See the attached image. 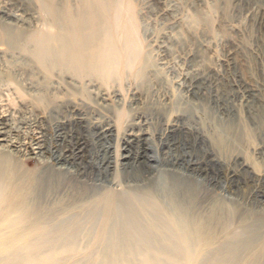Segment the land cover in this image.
<instances>
[{
  "label": "bare ground",
  "instance_id": "6f19581e",
  "mask_svg": "<svg viewBox=\"0 0 264 264\" xmlns=\"http://www.w3.org/2000/svg\"><path fill=\"white\" fill-rule=\"evenodd\" d=\"M36 2L40 28L0 21L8 66H19L0 73V107L22 76L25 115L78 113L57 129L56 164L47 173L21 163L52 156L46 126L32 130L0 108V264H264L263 88L243 76L196 74L178 85L185 99L172 101L133 0ZM128 84L134 91L125 108ZM211 104L221 120L206 113ZM93 106L113 118L100 139L127 132L123 153L96 166L111 185L104 191L87 187L95 166L82 111ZM149 121L160 140L158 163L169 169L159 181L146 165Z\"/></svg>",
  "mask_w": 264,
  "mask_h": 264
},
{
  "label": "rangeland",
  "instance_id": "374dc122",
  "mask_svg": "<svg viewBox=\"0 0 264 264\" xmlns=\"http://www.w3.org/2000/svg\"><path fill=\"white\" fill-rule=\"evenodd\" d=\"M133 4L137 10L141 37L148 49L151 50L156 67L161 70V73L166 78L167 91L170 93L172 101L181 98L185 99V93L178 85L187 86L186 77L196 74L205 76L208 73H219L225 76H243L246 83L263 88L264 91V0H133ZM3 13L11 14L12 16L5 17V15H2ZM196 18L200 20L195 22ZM2 20H5L13 28L24 27L32 30L40 28L43 23L41 22L42 16L36 0H0V21ZM10 58L6 54L5 48L0 46V73H8L12 69L13 71L15 68L18 69V65L15 67L11 63L10 69L8 66L9 62H7L8 60L12 62V58ZM4 66L7 67L4 68ZM1 70L4 72H1ZM20 79L21 81L17 82L18 84L11 83V89H9L11 92H7L9 99L0 108L8 111V113H13L15 123L27 121L28 126L32 130L38 131L39 127H42L41 125L46 126L48 129L47 139L49 138L48 142L49 146H51L52 156H34L32 157V162H28L26 159L30 157L25 156L22 158L21 163L22 165L25 164L24 166L27 165L29 169L40 167L42 172L48 173L56 164L54 161L57 151V132L62 126V121L65 120V117L67 118L78 112L70 111L68 114L66 110L61 112L53 111V115H51L50 111L43 115L42 112L36 113L33 111L34 114L28 113V115H25V112L22 111V76H20ZM126 89V95L123 97L124 101H126L125 108L130 104L134 86L130 87V84H128ZM240 95L242 94H238L237 97L239 98ZM9 100L15 101L14 104L13 101ZM195 102L199 107L203 103ZM236 104H238L239 108L243 106L241 102H236ZM206 107L208 116L221 120L222 115L215 104ZM201 108L202 110H199L203 113V106ZM82 115L83 117L86 116L84 118L86 120L81 133L86 137L85 141L89 139L86 141L87 152H90L88 154L91 156V161L92 163L94 162L93 165L95 166V168L88 169L93 181L87 187L88 189L97 188L102 184L103 188H101V191H104L111 185L108 182L105 183V179L100 176L96 166L101 165L102 160L104 162L108 156L113 157L123 153L124 139L127 132L123 130L120 135L114 133L112 134L113 137L110 136V138H106L107 140L100 139L99 130L113 124L111 113L103 110L99 111L98 108L93 106L86 109V111L83 110ZM35 120L37 121L35 122ZM155 125L156 123L149 121L143 127L147 132L144 137V147L145 155L151 158V161L146 165H150L156 171L153 172L152 177L159 181L165 178L169 169L161 162L158 163L161 157L157 151L160 140L155 138L157 133ZM91 131L95 134H92ZM55 144L56 146H54ZM161 150H163L162 154L166 152L164 147ZM195 155L199 156L197 152ZM39 157H41V160H39ZM96 162L99 164H96ZM119 169L122 171L120 167ZM146 169L148 168L146 167ZM74 170L71 169V172ZM129 173L131 175V172ZM221 183L223 185L221 186V191L227 192L226 181L222 180ZM241 191L239 192L238 190V195L240 196L242 195ZM226 194L228 195V193Z\"/></svg>",
  "mask_w": 264,
  "mask_h": 264
}]
</instances>
